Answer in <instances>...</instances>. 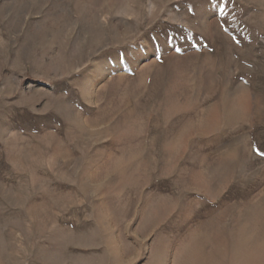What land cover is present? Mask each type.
I'll return each mask as SVG.
<instances>
[{
	"label": "rangeland",
	"instance_id": "obj_1",
	"mask_svg": "<svg viewBox=\"0 0 264 264\" xmlns=\"http://www.w3.org/2000/svg\"><path fill=\"white\" fill-rule=\"evenodd\" d=\"M0 264H264V0H0Z\"/></svg>",
	"mask_w": 264,
	"mask_h": 264
}]
</instances>
